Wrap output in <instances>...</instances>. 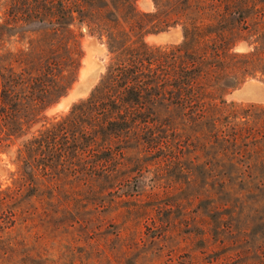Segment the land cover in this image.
Instances as JSON below:
<instances>
[{"label":"rangeland","instance_id":"rangeland-1","mask_svg":"<svg viewBox=\"0 0 264 264\" xmlns=\"http://www.w3.org/2000/svg\"><path fill=\"white\" fill-rule=\"evenodd\" d=\"M29 1L17 5L26 22L16 25L13 0H0V264H169L173 252L217 250L220 237L235 242L228 249L233 256L243 248L256 251L264 240L260 190L243 202L233 188L238 208L226 216L230 233H219L212 222L217 189L204 162L212 159L214 148L203 147L214 129L209 121L152 125L153 137L151 132L103 135L100 144L108 148L89 159L91 169L83 162H77L80 173L58 165L32 187L30 174L38 162H20L18 149L89 97L115 53L107 37L91 34L75 20L72 28L83 58L80 65L72 63L65 52L72 49L71 36L62 39L49 24L33 19ZM195 1L80 0L94 21L122 29L120 44L141 37L132 31L138 24L163 29L146 37L150 44L181 42L183 20L195 17ZM240 12L243 27H232L234 39H243L235 50L260 48V0H247ZM226 98L243 106L264 104V77L249 78ZM197 131L204 136L197 137Z\"/></svg>","mask_w":264,"mask_h":264},{"label":"trees","instance_id":"trees-1","mask_svg":"<svg viewBox=\"0 0 264 264\" xmlns=\"http://www.w3.org/2000/svg\"><path fill=\"white\" fill-rule=\"evenodd\" d=\"M20 2H12V20L16 25L26 22L19 17ZM246 2L196 0L191 5L195 17L183 20L181 42L150 44L146 37L163 29L150 30L138 24L131 30L141 37L120 44L122 29L102 19L94 21L93 14H87L80 0H30L33 19L49 24L50 30L62 39L71 36L72 49L66 48L65 52L71 55L72 63L77 61L80 65L83 58L72 28L75 20L86 25L91 34L107 37L115 53L89 97L74 104L66 118L34 134L18 149L20 162L26 165L38 162L39 166H33L30 174L32 187L37 186L35 181L39 176L49 177L58 165L80 173L77 162H83L86 170L91 169L89 159L96 156L98 149L108 148L100 144L103 135L141 136L151 132L153 137L152 125H157V129L178 122L196 126L209 121L214 129L207 134L211 140L205 141L203 147L211 144L214 156L204 165L209 166L217 189L211 209L216 230L230 233L226 216L238 208L231 198L233 188L240 191L237 197L243 202H247L245 196L260 190V206L264 208V104L243 106L226 98L249 78L259 73L264 77V40L260 48L247 52L235 50L243 37L234 39L236 28L232 25L240 23L243 27L238 14ZM133 10L139 14L134 6ZM260 21L264 30V0H260ZM60 46L65 49L66 43ZM88 121L94 124L91 126ZM203 136V132L197 131V137ZM25 174L24 170V178ZM261 221L264 225V214ZM261 233L264 237V227ZM234 243L220 237L216 241L217 250L183 255L173 252L168 254L167 261L169 264H264V240L256 251L243 248L233 256L228 249Z\"/></svg>","mask_w":264,"mask_h":264},{"label":"bare ground","instance_id":"bare-ground-1","mask_svg":"<svg viewBox=\"0 0 264 264\" xmlns=\"http://www.w3.org/2000/svg\"><path fill=\"white\" fill-rule=\"evenodd\" d=\"M165 35H166V34H165ZM164 37H165V36H164ZM84 70H85V69H84ZM82 72H83V71H82ZM84 72H85V71H84ZM83 74H84V73H83ZM88 76H89V75H88ZM84 77H85V76H84ZM87 78H88V77H87ZM82 80H83V79H82ZM83 81H84V80H83ZM80 83H83V82H80ZM76 84H77V83H76ZM78 85L80 86V84H79V83H78ZM81 85H83V84H81ZM76 87L78 88V86H76ZM80 87H81V86H80ZM71 93H72V94L75 96V94H74L75 92H74V91H72ZM71 93H70V95H69V96H71V95H72ZM69 96H68V98H71V97H69ZM68 98H65V99H68ZM73 98H74V97H73ZM65 99H64V100H65ZM70 101H71V100H70ZM61 102H62V101H61ZM61 102H60V103H61ZM66 102H67V100H66ZM59 107H60V106H59ZM56 109H57V107H56Z\"/></svg>","mask_w":264,"mask_h":264}]
</instances>
